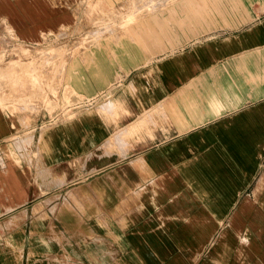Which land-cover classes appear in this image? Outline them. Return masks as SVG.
I'll list each match as a JSON object with an SVG mask.
<instances>
[{
  "label": "crops",
  "instance_id": "1",
  "mask_svg": "<svg viewBox=\"0 0 264 264\" xmlns=\"http://www.w3.org/2000/svg\"><path fill=\"white\" fill-rule=\"evenodd\" d=\"M62 42L72 103L0 104V264H264V0H0V62Z\"/></svg>",
  "mask_w": 264,
  "mask_h": 264
},
{
  "label": "rangeland",
  "instance_id": "2",
  "mask_svg": "<svg viewBox=\"0 0 264 264\" xmlns=\"http://www.w3.org/2000/svg\"><path fill=\"white\" fill-rule=\"evenodd\" d=\"M86 40L84 37L77 43L83 45ZM65 44L62 42L57 45L59 47L50 49L11 48L9 56L0 62V104L17 108L34 106L32 103L38 102L36 107L50 110L58 107L60 101L71 104L72 91L63 85L61 77L64 57L58 58L72 51ZM19 92L21 99H18Z\"/></svg>",
  "mask_w": 264,
  "mask_h": 264
}]
</instances>
